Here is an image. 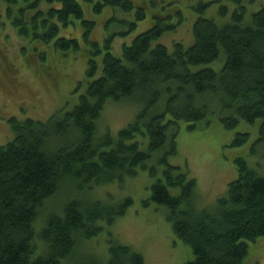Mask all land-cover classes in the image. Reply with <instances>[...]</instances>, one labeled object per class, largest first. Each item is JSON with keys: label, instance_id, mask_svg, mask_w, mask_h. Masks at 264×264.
<instances>
[{"label": "trees", "instance_id": "obj_1", "mask_svg": "<svg viewBox=\"0 0 264 264\" xmlns=\"http://www.w3.org/2000/svg\"><path fill=\"white\" fill-rule=\"evenodd\" d=\"M4 1L9 23L20 37L31 39L36 59L46 63L47 50H52L61 58L81 54L88 61L85 82L77 87L87 84L86 91L74 109L45 122L9 119L15 139L0 146V264H77L78 244L99 237L103 223L114 226L134 201L110 205L72 200L61 214H49L38 231L46 204L69 184L82 189L123 183L140 170L156 180L145 207L167 209L176 237L194 256L183 264H248L250 249L264 241V172L248 158L237 157L238 178L226 196L199 211L193 204L196 180L169 160L178 154L182 124L195 131L212 119L229 131L258 123L264 145V7L252 14L250 23L245 0L235 1L228 24L199 18L193 27L195 44L187 48L175 43L172 53L163 44L154 45L176 26L153 15V26L124 44L123 57L117 58L115 35L103 44L95 37L98 17L107 8L122 14L123 20L111 17L106 22H118L126 36L146 19L156 0ZM210 6L201 4L198 11ZM227 11L223 7L221 14ZM131 15L133 20L127 18ZM223 54L219 73L211 67L192 70L216 63ZM131 101L143 106L134 122L117 137L99 134L98 121L107 104ZM249 137L238 133L232 147L244 146ZM139 138H148V150H142ZM250 150V159L264 160L255 146ZM155 155L164 167L161 176L157 167L148 165ZM109 245L107 262L93 257L82 264H145L144 256L130 246L112 239Z\"/></svg>", "mask_w": 264, "mask_h": 264}, {"label": "rangeland", "instance_id": "obj_2", "mask_svg": "<svg viewBox=\"0 0 264 264\" xmlns=\"http://www.w3.org/2000/svg\"><path fill=\"white\" fill-rule=\"evenodd\" d=\"M156 1V6L149 8L146 19L140 21L138 27L126 36L122 35L126 29L118 22L110 25L106 22L111 17L123 20L124 16L110 8L105 9V13L98 17L96 39L103 44L108 35H115L113 55L122 58L123 45H130L139 34L149 30L157 21L153 16L156 15L165 19L167 24L176 26L154 45L163 44L172 53L175 43H181L187 48L195 44L193 27L199 18L225 25L230 22V16L237 8L236 0ZM4 3V0H0V146L8 145L15 139L9 119L16 118L19 122L28 119L45 122L55 113L74 109L79 103V97L86 91L87 84L77 87L80 82H85L88 61V57L81 54L71 60L61 58L52 50L50 54L47 50L46 63L36 59L32 54L34 43L31 39L20 37L4 16ZM201 4L211 6L201 13L198 11ZM243 4L248 9L247 23H250L252 14L264 7V0H245ZM44 7L48 8V5ZM223 7L228 8L224 16L221 14ZM127 18L133 20L132 15ZM79 38L82 40L80 36ZM224 60L225 54L216 63L192 70L211 67L219 73ZM164 106L165 101L161 109L164 110ZM142 107L132 101L120 104L109 102L98 121L99 134L106 135L109 132L117 137L121 130L134 122ZM188 125H181L177 138L178 154L171 157L169 163L180 166L184 173L196 180L198 188L193 204L199 211L210 209L218 199L226 196L230 183L238 178L234 162L237 157L248 158L253 168L264 172V160L257 156L249 158L253 146L258 150L259 156L264 154V145L259 142L258 123L254 126L243 123L230 131L224 129L217 119H212L209 126H206L205 121L199 123L195 131L188 130ZM238 133H249L250 140L242 147H232ZM139 141L143 144L142 150H148V138L144 142L139 138ZM158 160L159 156L155 155L148 165L157 167L158 175L161 176L164 167ZM155 181L148 170H140L134 178H126L123 183L117 181L82 189L76 184H69L53 201L46 204L36 223V229L39 231L44 227L49 214H61L72 200L100 201L113 205L130 198L134 204L127 210L124 218L110 227L103 223L104 230L99 237L78 244L75 262L82 264L93 257L103 263L107 262L110 239L130 246L136 253L143 255L145 264H183L191 261L194 256L190 248L176 237L172 224L167 220L168 210L154 204L145 207ZM41 246L38 241L37 247L42 251ZM250 250V257H253L248 264H264V241Z\"/></svg>", "mask_w": 264, "mask_h": 264}, {"label": "flooded vegetation", "instance_id": "obj_3", "mask_svg": "<svg viewBox=\"0 0 264 264\" xmlns=\"http://www.w3.org/2000/svg\"><path fill=\"white\" fill-rule=\"evenodd\" d=\"M5 12H6V10H5ZM0 16H1V15H0ZM4 16L6 17V14H5ZM5 17H4V18H5ZM6 19H7V17H6ZM7 21H8V19H7ZM8 22H9V21H8Z\"/></svg>", "mask_w": 264, "mask_h": 264}]
</instances>
